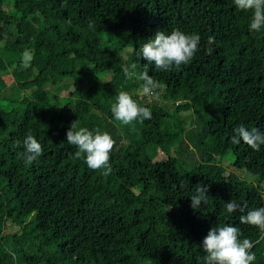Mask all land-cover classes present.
<instances>
[{
	"label": "trees",
	"instance_id": "16d2710c",
	"mask_svg": "<svg viewBox=\"0 0 264 264\" xmlns=\"http://www.w3.org/2000/svg\"><path fill=\"white\" fill-rule=\"evenodd\" d=\"M250 20L233 0H0V264H203L204 237L224 224L264 264L260 230L224 207H264V145L231 140L239 125L264 132V28ZM174 28L198 34V51L178 69L149 64L159 98L139 95L123 67L143 72L140 46ZM121 90L152 118L115 121ZM77 119L115 140L109 175L74 155ZM29 129L43 152L25 166L16 142ZM198 184L207 205L193 209Z\"/></svg>",
	"mask_w": 264,
	"mask_h": 264
},
{
	"label": "clouds",
	"instance_id": "9594fccd",
	"mask_svg": "<svg viewBox=\"0 0 264 264\" xmlns=\"http://www.w3.org/2000/svg\"><path fill=\"white\" fill-rule=\"evenodd\" d=\"M233 3L238 10L251 12L248 26L250 32H260L264 28V0H233ZM87 26L95 30V23L91 18ZM200 40L198 34H186L175 28L168 34L158 31L154 38L144 42L137 52L138 56L147 61L143 72H138L137 65L132 63L123 67L124 76L128 80L135 78L143 82L142 88L138 90L139 95H154V90L159 88V84L149 75L148 65H154L157 71H168L173 67L178 69L182 65H187L198 51ZM207 43L209 45L207 51L211 54L213 51L211 45L215 43V38L208 37ZM22 58L24 66L27 67L33 57L25 50ZM111 113L115 121L123 126H134V122L142 123L145 119L152 118L150 108L138 104L133 96L124 90L116 95L115 102L111 105ZM233 131L231 140L234 144L242 141L255 151H259L264 145V132L255 127L249 130L244 125H239ZM66 141L75 146L77 150L74 155L77 158L83 157L88 168L103 169V175L111 173L110 153L116 142L107 131L102 132L99 128L90 131L87 127L78 126L77 119L70 125ZM16 144L23 149L18 153V157L23 160L25 166L31 165L42 155V146L30 129L24 134L22 145L20 141ZM207 191V185H197L195 194L190 196L193 209H198L201 203L207 205ZM224 207L229 214L236 211L242 213L239 216V223L258 228L259 239L264 240V207L247 209L246 204L242 206L233 199L225 203ZM240 237L241 232L237 226L231 224L212 226L202 241V250L205 253L203 264H252L256 260V255L252 251L254 243L248 238Z\"/></svg>",
	"mask_w": 264,
	"mask_h": 264
},
{
	"label": "rangeland",
	"instance_id": "374dc122",
	"mask_svg": "<svg viewBox=\"0 0 264 264\" xmlns=\"http://www.w3.org/2000/svg\"><path fill=\"white\" fill-rule=\"evenodd\" d=\"M92 75H93V74H92ZM94 76H96V75L94 74L93 77H94ZM96 77L99 78L98 76H96ZM85 80H86V81L89 80V77L86 76V79H85ZM141 88H142V87H140L139 89H141ZM159 91H160V90H159ZM153 97L158 99V98H159V94H157L156 92H154V95L146 96V98H153ZM171 150L174 151V148L172 147ZM231 160H232V155L229 156V153H228V154H226V155L224 156L223 161H222V164L226 165L229 169H232V167H231ZM235 171H237V170H235ZM240 175H241L242 177L247 178V179H254V178H255L254 175L249 174V173H247L246 171L241 172ZM262 197H263V202H264V190H263V192H262ZM9 227L14 228L13 226H7V229H8Z\"/></svg>",
	"mask_w": 264,
	"mask_h": 264
}]
</instances>
